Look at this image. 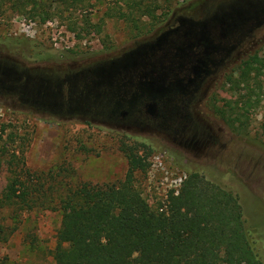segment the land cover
<instances>
[{
  "label": "rangeland",
  "instance_id": "obj_1",
  "mask_svg": "<svg viewBox=\"0 0 264 264\" xmlns=\"http://www.w3.org/2000/svg\"><path fill=\"white\" fill-rule=\"evenodd\" d=\"M91 1L95 6L76 13L78 37L67 29V13L42 23L15 10L11 0H0V60L62 77L151 40L173 15L197 16L223 0H157L150 13L128 20L106 13L121 2ZM251 35L201 88L204 98L196 109L220 142L199 156L161 140L155 131L125 128L89 115L53 114L0 93V193L14 154L23 158L40 190L35 195L57 199L81 182L119 183L128 169L120 147L127 145L138 154L149 153L148 168L135 173V184L152 209L167 212L170 196L179 193L187 171H198L236 194L245 225L260 237L264 263V22ZM246 61H252L253 69L240 83ZM236 100V110L227 111ZM221 109L227 112L222 115ZM237 113L242 122H232ZM45 206L17 214L13 208L0 210V224L16 226L7 241H0V264H53L61 212Z\"/></svg>",
  "mask_w": 264,
  "mask_h": 264
},
{
  "label": "trees",
  "instance_id": "obj_2",
  "mask_svg": "<svg viewBox=\"0 0 264 264\" xmlns=\"http://www.w3.org/2000/svg\"><path fill=\"white\" fill-rule=\"evenodd\" d=\"M11 1L15 10L42 23L56 17L62 19L67 13V29L78 37L76 13L86 12L96 4L91 0ZM156 1L116 0V4L123 5L109 8L106 13L128 20L150 13L156 8ZM84 23L88 24L89 19L84 18ZM243 65L240 83L247 81L253 69L252 61ZM33 76H20L15 71L6 75L0 71V88L16 91H12L13 95L24 104L35 100L45 105L51 78L45 73ZM58 78L54 83L58 88L53 86L52 92H58L60 103L68 99L61 96V77ZM87 88L78 89V102L84 104L92 99ZM237 101L233 106L229 104L227 111H235ZM219 111L222 115L227 112ZM237 121L242 122L238 113L232 122ZM120 150L128 163L122 181L81 182L69 186L57 199L35 195L41 194L40 190L32 183L23 158L14 154L8 163L7 183L0 193V210L13 208L17 214L45 204L46 208L61 212L53 264H264L260 237L245 225L242 206L231 190L198 171H187L179 193L170 196L167 212H160L151 208L135 184V173L148 168L149 153L138 154L127 145ZM15 229L16 226L10 229L0 224V241H7Z\"/></svg>",
  "mask_w": 264,
  "mask_h": 264
},
{
  "label": "flooded vegetation",
  "instance_id": "obj_3",
  "mask_svg": "<svg viewBox=\"0 0 264 264\" xmlns=\"http://www.w3.org/2000/svg\"><path fill=\"white\" fill-rule=\"evenodd\" d=\"M263 22L264 0H223L197 16L173 15L165 29L148 41L167 31L174 32L164 40L161 49L148 54L140 60L141 63L111 74L104 82L90 73L96 63L80 69L84 71L82 75H75L80 70L65 73L59 88L62 90L60 95L67 101L59 103L58 92L53 93L52 87L58 88L54 83L60 79L50 76V93L44 108L53 114L89 115L125 128L155 131L162 135L161 140L170 141L184 152L198 156L207 154L220 140L196 109L204 98L201 88L228 64L234 52L242 48L253 30ZM230 23H234L231 28L228 27ZM188 28L193 30L194 35L207 32L213 48L206 49V43L196 44L189 50L188 56L179 60L175 57L176 48L173 45L184 41ZM141 43L144 42L136 43L127 52ZM152 65L158 73H163L164 84L172 87L155 100L157 111L154 114L147 112L153 101L144 88L150 81V75L146 73ZM196 67L197 70L194 69ZM155 75L157 73L152 76ZM85 86L92 99L83 104L78 102L77 93ZM12 91L7 87L0 88L1 95L7 92L13 95Z\"/></svg>",
  "mask_w": 264,
  "mask_h": 264
},
{
  "label": "water",
  "instance_id": "obj_4",
  "mask_svg": "<svg viewBox=\"0 0 264 264\" xmlns=\"http://www.w3.org/2000/svg\"><path fill=\"white\" fill-rule=\"evenodd\" d=\"M231 25H234V23H230V25L228 24V27L231 28ZM192 31L193 30L191 28H188L185 31V35L187 37L184 38V41L183 42L179 41V43L173 45L176 48L175 57H177L179 60H181V58H183L184 56H188L189 50L196 44L206 43L205 44L206 49L213 48V45L209 43L207 32L203 31L200 34L194 35ZM172 32H174V30L167 31L159 35L152 41L141 43L138 47H136L132 51L124 53L120 57L96 63V65H94V67L90 69V73L96 74L98 79L100 78L102 82H104L110 78L111 74L117 73L119 71H123L129 67L135 66L136 64L141 63L140 60L144 59L146 56H148V54H151L155 52L156 50L161 49L164 43V40H166L168 35ZM194 69L197 70V67ZM0 71L2 73H5L6 75L8 74L10 75L12 71H15L18 75L21 76L24 74L27 77H34L33 75H39L43 73L40 70H30V69L21 68L16 63L8 62L5 60H0ZM83 72L84 71L80 70L75 75L76 76L82 75ZM154 73H157V75L152 76ZM146 74L150 75L149 76L150 81H148L146 85H144V88L147 94L152 98V101H153L152 103L149 104L147 112L150 114H154L157 111V107H156L157 105H156L155 100L158 97L162 96L169 89H172V87L166 86L164 84L163 73H158L154 65L151 66V69ZM19 100L22 101L20 97H19ZM30 104L33 106H36L37 108H42L43 110H45L44 108L45 105H41L37 103V101L35 100H33Z\"/></svg>",
  "mask_w": 264,
  "mask_h": 264
}]
</instances>
